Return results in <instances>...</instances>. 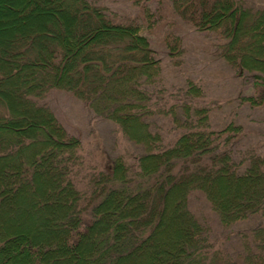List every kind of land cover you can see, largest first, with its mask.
Listing matches in <instances>:
<instances>
[{"label":"trees","instance_id":"trees-1","mask_svg":"<svg viewBox=\"0 0 264 264\" xmlns=\"http://www.w3.org/2000/svg\"><path fill=\"white\" fill-rule=\"evenodd\" d=\"M169 1L193 28L218 31L221 56L234 67L264 71V10L252 12L242 0ZM21 6L22 18L42 12L43 19L0 38V264H133L149 249L145 264H264V160L251 149L237 163L230 152L243 129H209L207 110L187 102L202 96L189 84L150 107L147 82L161 68L138 26L111 23L90 0ZM259 79L257 94L246 99L251 105L264 102ZM52 89L72 92L146 149L134 176L116 161L83 198L70 179L81 143L39 102ZM171 99L172 109L183 100L184 114L202 115L194 130L164 144L145 118ZM196 191L228 229L221 237L190 209ZM21 200L48 213L50 236L9 228L3 208ZM257 216L263 221L249 229L229 230ZM37 223L46 226L41 217ZM176 223L173 242L159 248Z\"/></svg>","mask_w":264,"mask_h":264},{"label":"rangeland","instance_id":"rangeland-1","mask_svg":"<svg viewBox=\"0 0 264 264\" xmlns=\"http://www.w3.org/2000/svg\"><path fill=\"white\" fill-rule=\"evenodd\" d=\"M24 2L25 0H0V38H5L15 31L40 26L42 12L27 18L21 17L23 12L20 8ZM90 2L102 8L111 23L138 26L140 34L149 41L161 68L156 81L147 82L150 107L156 106L165 91L175 92L181 87L186 88L188 84L193 85L200 89L202 96L189 98L187 102L190 104L193 100L195 101L193 106L207 110L205 116L209 129L214 132L229 126L241 127V131L243 129L242 134H237L230 148L234 161L237 163L241 161L244 153L251 149L264 160V102L261 105H251L246 100L257 94L256 83L260 81L259 78L264 79V71L239 70L234 67L221 56L224 40L218 31L193 28L172 10L169 0H90ZM242 4L252 12L264 10V0H242ZM261 54L262 56L258 58H263V52ZM39 102L52 111L62 133L76 138L81 143L77 150V165L70 179L83 198L91 194L93 178L95 181L100 175L110 172L116 161L125 165L128 177L134 176L136 159L145 153L146 149L132 142L123 133L119 124L96 114L85 101L70 91L52 89ZM176 102L177 108L172 109L171 99L163 107H159L160 109L151 117L145 118L150 121V130L160 135L164 144H172L178 135L194 130V122L202 115L192 117L186 115L181 106L183 100L176 99ZM192 121L194 122L191 123ZM32 193H35L34 189L30 194ZM203 196L201 192H192L189 207L202 221L206 220L212 226L215 235L221 237L224 235L223 230L228 229L221 226L218 217ZM30 200L11 202L3 208L9 228L21 235L30 233L50 236L53 233L51 226L45 224L49 217L48 213L41 209H33ZM84 204L86 205V202ZM88 213L85 212L84 217L88 218ZM169 215L173 217L175 213L171 211ZM39 217L46 225L43 228L37 223ZM261 217L240 221L229 230L237 232L247 230L256 221H263ZM174 221L177 220L174 218ZM178 228L176 223L165 229L168 236L163 237V243H160L159 248L167 249L165 243L173 242L174 233ZM150 251L151 249L148 250L146 259L139 257L133 264H145V261H149Z\"/></svg>","mask_w":264,"mask_h":264}]
</instances>
